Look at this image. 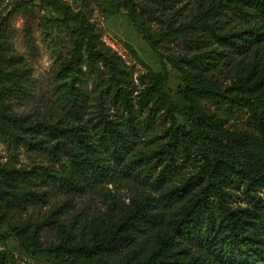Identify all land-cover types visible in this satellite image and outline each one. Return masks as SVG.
Returning <instances> with one entry per match:
<instances>
[{"label":"trees","instance_id":"obj_1","mask_svg":"<svg viewBox=\"0 0 264 264\" xmlns=\"http://www.w3.org/2000/svg\"><path fill=\"white\" fill-rule=\"evenodd\" d=\"M38 1L61 15L42 17L47 36L58 42L57 29L69 38L55 72L61 106L37 118L12 109L10 97L27 75L0 22V137L49 159L27 167L0 162V226L26 255L51 264H264V0H194L186 12L176 0L108 1L160 59L141 90L86 12L66 0ZM170 39L182 41L177 54L162 49ZM168 66L181 76L183 106L170 93ZM242 110L251 127L235 126ZM157 119L169 122L166 140L132 151ZM179 162L196 172L159 197L138 195L101 216L67 221L58 206L40 222L19 220L52 188L68 201L116 174L159 181ZM46 225L57 242H42ZM0 264L20 263L0 249Z\"/></svg>","mask_w":264,"mask_h":264},{"label":"rangeland","instance_id":"obj_2","mask_svg":"<svg viewBox=\"0 0 264 264\" xmlns=\"http://www.w3.org/2000/svg\"><path fill=\"white\" fill-rule=\"evenodd\" d=\"M66 1L73 8L83 10L89 15L100 32L102 40L133 69L136 78L135 84L139 90L144 86L143 82L146 80L149 67L156 72L161 70L160 59L136 31L127 16L115 12L109 7L108 1L116 4L118 0ZM193 3L194 0L174 1L175 8L181 7L184 12ZM43 16L61 17L52 9H44L38 0H0V22L4 24L14 51L22 57L21 64L27 75L23 90L10 97L11 106L14 111L29 115L31 118L51 116L55 109L61 106L55 92V72L60 57L66 56L70 48L69 38L65 32L54 30V37L57 35L61 37L58 42L47 36L42 25ZM157 26L158 23H153L154 29ZM27 29L31 31L35 44L34 50L28 44ZM181 46L180 39L165 40L162 43V49L175 54L181 50ZM168 70L170 72V93L175 102L179 106H183L184 102L180 94V90L183 88L181 76L171 66H168ZM233 122L236 127H251L246 110L237 112ZM180 123H184L182 118H180ZM168 126L169 122L166 119H157L152 131L141 134L133 145L132 151L146 149L165 141V130ZM0 162L17 167H27L37 162L48 163L49 159L39 151L28 150L23 146L14 148L0 137ZM195 172L196 169L192 164L179 162L159 181H153L151 177L146 178L143 174L129 176L116 174L108 183H103L98 189L73 195V199L68 201V194L52 188L45 201L36 205H28L26 209L22 210L19 220L40 222L44 215L58 206H62L61 219L67 221L72 216L80 215L82 218L101 216L107 213L108 208L113 207L117 210L138 195L150 194L153 197H159L162 189L171 184L188 181ZM46 187L39 185L37 188L46 189ZM237 201H241L240 198ZM19 220L12 219L11 223ZM7 227L0 226V249L12 252L20 264H51L45 255H26L20 249L17 239L8 233ZM41 239L44 244L58 241L56 231L48 225L41 230Z\"/></svg>","mask_w":264,"mask_h":264}]
</instances>
